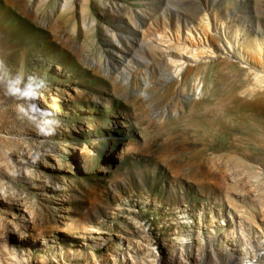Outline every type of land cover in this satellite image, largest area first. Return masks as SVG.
I'll use <instances>...</instances> for the list:
<instances>
[{
	"label": "rangeland",
	"instance_id": "rangeland-1",
	"mask_svg": "<svg viewBox=\"0 0 264 264\" xmlns=\"http://www.w3.org/2000/svg\"><path fill=\"white\" fill-rule=\"evenodd\" d=\"M264 264V0H0V264Z\"/></svg>",
	"mask_w": 264,
	"mask_h": 264
},
{
	"label": "bare ground",
	"instance_id": "bare-ground-1",
	"mask_svg": "<svg viewBox=\"0 0 264 264\" xmlns=\"http://www.w3.org/2000/svg\"><path fill=\"white\" fill-rule=\"evenodd\" d=\"M248 264H250V262Z\"/></svg>",
	"mask_w": 264,
	"mask_h": 264
}]
</instances>
